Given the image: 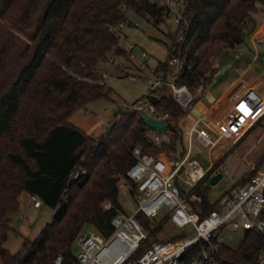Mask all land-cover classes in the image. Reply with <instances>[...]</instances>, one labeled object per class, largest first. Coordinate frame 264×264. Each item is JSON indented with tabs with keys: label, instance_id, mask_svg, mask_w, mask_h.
<instances>
[{
	"label": "trees",
	"instance_id": "16d2710c",
	"mask_svg": "<svg viewBox=\"0 0 264 264\" xmlns=\"http://www.w3.org/2000/svg\"><path fill=\"white\" fill-rule=\"evenodd\" d=\"M186 3L189 30L183 41H178L176 31L168 32L169 57L181 46L182 59L191 65L181 82L191 88L200 82L210 85L215 72L206 64L214 49L219 46L222 53L242 45L249 29L256 30L253 14L264 0ZM125 9L155 27H160L165 15L152 0H0V19L4 20L0 22L3 264H53L58 254L64 256L65 264H75L78 236L93 227L109 237L114 230L111 219L118 210L125 212L119 202L121 178L126 180L130 193L137 196L132 181L126 177L135 161L132 150L141 146L145 152L156 151L145 137L148 126L141 114L119 110L108 134L99 140L69 120L91 101L111 100V89L89 80L100 79L97 67L110 53L127 57L126 51L119 48L120 37L109 29L111 24L126 22ZM208 71L211 75L206 77ZM154 103L170 114L173 140L166 149L182 158L186 147L179 122L184 110L167 95ZM260 165L243 175L233 189L248 183L258 174ZM81 169L84 174L70 179ZM181 189L184 193L186 187ZM211 189L208 185L195 191L201 198L195 209L202 216L217 208V200L213 203L210 199ZM23 192L36 195L58 212L38 240L25 241L21 250L12 254L4 244L13 230L12 215L19 211ZM65 195L69 200L62 202ZM105 202L113 208L104 210ZM138 218L146 230L152 231L149 218L142 214ZM262 250L264 233L245 231L237 248L219 245L217 260L219 264H258Z\"/></svg>",
	"mask_w": 264,
	"mask_h": 264
},
{
	"label": "built area",
	"instance_id": "2783aa9c",
	"mask_svg": "<svg viewBox=\"0 0 264 264\" xmlns=\"http://www.w3.org/2000/svg\"><path fill=\"white\" fill-rule=\"evenodd\" d=\"M152 3L165 12L160 26L168 32L176 31L178 41H183L189 30L186 0H152ZM140 25L139 22L126 21L111 24L109 29L123 38L126 29H139ZM119 47L126 51L127 57L124 58L134 66L125 74L132 81L144 79L148 89L142 98L128 104L126 110L164 120L167 130L148 127L145 137L155 148V153L145 152L141 146L132 150L135 161L128 168L126 177L137 191L135 212L128 214L118 210L111 219L114 230L109 237L95 228L84 230L76 240L75 264H125L136 254H139V264H219L217 251L219 245L224 244L223 233L229 224L244 232L264 233V174L253 176L244 186L218 198L217 208L202 216L195 209L201 202L195 191L198 187L211 186L213 176L228 173L225 159L230 150L223 147L221 156L204 168L197 158L195 145L211 150L218 142H228L233 148L251 128L264 125V90L257 85H246L240 90L231 89L225 97L223 91H216L213 84L206 89L200 82L194 89L181 82L185 71L191 69L181 57V46L175 48L176 53L166 61L156 64H152L148 52L135 43H128L125 47L119 44ZM115 55L118 54L115 52L110 62L127 71L125 61L116 60ZM101 74L108 76L106 72ZM165 95L185 112L179 122L182 130L181 121L191 120L184 134L186 149L182 158L166 149L173 140L169 128L170 114L158 109L154 103ZM244 102H247L249 114L240 107ZM84 173L85 170H77L70 179H77ZM181 186L186 187L184 193ZM68 200V195L62 198V202ZM43 204L42 199L30 195L28 210L40 208ZM165 207L168 208L165 221L178 228L181 233L177 236L181 237L152 240L153 235L143 227L138 214L153 219ZM103 208L110 210L113 205L105 202ZM57 212L58 209H54L53 216ZM20 219L23 220L24 216ZM162 225L155 229L159 230ZM53 264H65L64 256L58 254ZM258 264H264V250L259 254Z\"/></svg>",
	"mask_w": 264,
	"mask_h": 264
},
{
	"label": "rangeland",
	"instance_id": "374dc122",
	"mask_svg": "<svg viewBox=\"0 0 264 264\" xmlns=\"http://www.w3.org/2000/svg\"><path fill=\"white\" fill-rule=\"evenodd\" d=\"M125 11L127 22H139L141 25L139 29H126L125 36L120 38L119 44H122L123 47L127 46L128 43L137 44L152 57V64L166 61L170 55L171 44L168 31L161 26L155 27L152 23L147 22L146 18H143L132 10L125 9ZM253 18L256 22V29H259L264 24V7L262 5H259L257 12L253 14ZM0 22H4V20L0 19ZM11 30L21 36L16 30ZM255 31H248L245 42L233 50L222 51L221 53L219 46L214 49L206 65L207 68L215 72L211 85L213 84L216 90L222 89L227 85L228 81H231V78L234 79L242 76L250 79L257 74L264 73V38L262 40H255ZM114 53L115 51L99 62L97 70L101 75L100 79L89 80L90 83L100 84L111 89V100L99 99L91 101L85 107L76 111L69 119L72 124L97 140L108 134L107 131L113 126L114 122L112 120L116 112L126 110L128 104L136 102L148 92L144 79L139 78L137 81H132L125 74L129 69L132 70L134 68L126 58L115 55L117 56L116 60L125 61L127 71H124V67L118 69L110 62V58L114 56ZM257 53L260 55H257ZM256 55L258 56L257 60L254 58ZM248 67L250 69L247 71ZM103 72H106L108 76L103 77L101 74ZM204 86L208 89L210 85L204 84ZM190 122L191 120L188 119L181 121L183 134L187 132ZM222 145L226 150H230L225 159L228 173L223 175V178L216 186H212L210 199L213 203L226 192L235 188L237 186L236 183L242 179L243 175L251 172L260 163L258 174H264V125L251 128L233 148L228 142ZM220 146L221 144L218 142L212 148L211 155L213 160L218 156ZM195 147L199 162L204 168H207L210 164V149L204 148L199 144H196ZM123 179L119 180V202L125 212L132 214L137 209V196L130 193L129 186L126 180ZM21 196L19 198V211L12 215L13 230L9 233L8 239L4 244L5 248L12 254L19 252L25 241L34 242L38 240L44 228L53 220L52 208L43 204L42 207L29 211L28 205L30 199L28 200L27 197L26 200H22ZM167 211L168 208L165 207L156 218L150 219L152 231H147L150 235H153L151 237L152 240L170 239L181 233L172 223L165 221ZM21 216H24L23 220L20 219ZM162 223V227L156 230L155 228L159 227ZM223 235L225 245L237 248L244 240L245 232L229 224ZM0 264H3L1 257ZM125 264H139L137 254Z\"/></svg>",
	"mask_w": 264,
	"mask_h": 264
},
{
	"label": "crops",
	"instance_id": "0c3cea01",
	"mask_svg": "<svg viewBox=\"0 0 264 264\" xmlns=\"http://www.w3.org/2000/svg\"><path fill=\"white\" fill-rule=\"evenodd\" d=\"M262 7H264V5H262ZM254 38H255V40H262L264 38V24H262L259 29H256L255 34H254ZM257 55H260V54L257 53ZM257 55L254 57L256 60L258 58ZM249 67H251V66H249ZM249 67H248L247 71L250 69ZM249 78H250V76H249ZM230 80L231 81H228L227 85H225L222 89L216 90V91H223L224 96L227 97L230 94L231 89L234 90L236 88V90H240V89L244 88L246 85H257L262 90H264V73L263 74H257L254 77H251L250 79H246V78H244L242 76L241 77L239 76V78L238 77H236L234 79L231 78ZM241 86H243V87L240 88ZM240 107L246 114L250 113L249 112L250 110L247 107V102H244ZM241 120H242V118H241ZM219 144H221V146L219 148L220 152H219L218 156L216 157V159L219 156H221V154L224 152V148L222 146V143H219ZM211 150H210V163L216 160V159L215 160L212 159ZM27 197H28V200H29L30 199V195L27 194V193H25V194L23 193V195L21 196V199L22 200H24V199L26 200ZM29 203H30V200H29Z\"/></svg>",
	"mask_w": 264,
	"mask_h": 264
},
{
	"label": "water",
	"instance_id": "95a60500",
	"mask_svg": "<svg viewBox=\"0 0 264 264\" xmlns=\"http://www.w3.org/2000/svg\"><path fill=\"white\" fill-rule=\"evenodd\" d=\"M252 28H250L249 32H251ZM206 77H209L210 76V71H208L206 74H205ZM214 98L212 97L211 98V101L213 100ZM141 119L145 122V124L152 128V129H155L157 131H165L167 130V123L164 121V120H156V119H153L151 118L150 116L146 115V114H141ZM223 178V175L222 174H217L215 176H213L210 180V184L211 186H216L219 181Z\"/></svg>",
	"mask_w": 264,
	"mask_h": 264
}]
</instances>
